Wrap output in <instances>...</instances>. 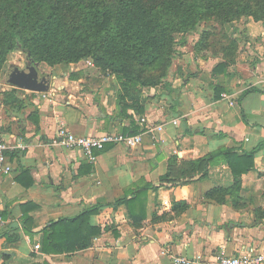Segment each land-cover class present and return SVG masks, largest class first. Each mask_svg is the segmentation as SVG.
<instances>
[{"label": "crops", "instance_id": "crops-1", "mask_svg": "<svg viewBox=\"0 0 264 264\" xmlns=\"http://www.w3.org/2000/svg\"><path fill=\"white\" fill-rule=\"evenodd\" d=\"M247 24L244 52L256 57L252 62L227 73H212L213 65L204 62L173 66L168 82L142 88L139 103L117 100L118 80L86 77L84 61L47 65L50 82L43 91H54L48 97L1 78L0 129L12 169L0 174V264H171L177 253L215 264L219 254L264 256V17ZM12 88L17 92L6 96ZM60 122L77 135L136 128L141 142L107 144L90 161L80 149L56 142ZM229 147H257L253 167L238 183L219 157L204 177L161 183L171 155L181 163ZM145 185L154 187L134 200L136 217L125 203H114ZM218 187L229 189L218 194L222 201L205 195ZM93 205L97 212L81 226L83 232L87 225L99 227L89 245L41 249L48 222ZM14 232L18 239L7 242L5 234Z\"/></svg>", "mask_w": 264, "mask_h": 264}, {"label": "trees", "instance_id": "trees-1", "mask_svg": "<svg viewBox=\"0 0 264 264\" xmlns=\"http://www.w3.org/2000/svg\"><path fill=\"white\" fill-rule=\"evenodd\" d=\"M242 15H252L256 21L263 19L264 0H0V70L8 53L16 49L22 50L30 61H43L50 66L89 58L100 69L115 73L119 102L126 103L128 98L139 103L142 88L157 85L166 74L173 55L170 50L174 33L192 30L211 16L229 21ZM133 64L157 65L163 72L156 77L143 76ZM49 82L50 73L38 69L32 81L35 91L47 90ZM17 90L4 93L9 96ZM140 108L139 113L143 110ZM256 148L239 152L237 147H229L181 163H177L176 155H171L160 181L174 186L204 177L210 163L219 157L228 164L238 183L240 175L253 167ZM148 187L154 186H142L131 191L130 198H117L114 203H125L130 215L136 217L132 204ZM228 191L211 188L205 195H216L222 201L224 196L218 194ZM98 206L48 222L43 228L41 249L58 252L89 245V238L99 232V227L87 225L83 232L81 226L97 212ZM5 235L7 242L19 237L15 232Z\"/></svg>", "mask_w": 264, "mask_h": 264}, {"label": "rangeland", "instance_id": "rangeland-1", "mask_svg": "<svg viewBox=\"0 0 264 264\" xmlns=\"http://www.w3.org/2000/svg\"><path fill=\"white\" fill-rule=\"evenodd\" d=\"M252 20H254L252 15H242L238 18H231L229 21L221 20L217 16H211L207 20L200 21L192 30L174 33V40L171 43L172 49L170 50L171 55L173 54L170 65L161 82L157 85L168 82L167 79L173 76V66L176 65H178V67L186 65L199 67V64L204 62L205 64L213 65L212 73H227L234 71L239 63L252 62L256 57L244 52V43L248 38V35H245L248 27L247 22ZM252 46L255 45L252 43ZM253 49H255V47H253ZM247 54L248 58H243V56L245 57ZM87 60L91 61L89 58L79 60L84 61L81 68H84L86 77H108L112 80H117L114 72L109 69H100L95 66L94 63L93 65L88 64L85 62ZM34 65L37 69L45 72L48 67V64L43 61H30L22 50H13L6 56L5 63L2 70H0V79L5 78L11 68H18L21 70ZM56 65L62 68H64L65 65L69 66V64ZM132 66L135 71L143 76L156 77L163 72L162 68L159 69L157 65L142 67L133 64ZM216 66H218V69H215ZM61 70L62 69H59L58 72ZM188 73L189 72H186V74Z\"/></svg>", "mask_w": 264, "mask_h": 264}, {"label": "built area", "instance_id": "built-area-1", "mask_svg": "<svg viewBox=\"0 0 264 264\" xmlns=\"http://www.w3.org/2000/svg\"><path fill=\"white\" fill-rule=\"evenodd\" d=\"M88 64L93 65L90 60L85 61ZM54 94L53 90L41 91L43 97L52 96ZM222 98L227 99V101L232 104L233 101L227 93H222ZM142 119V118H141ZM143 120V119H142ZM173 124L177 123V119H172ZM162 125H156L154 129L160 130ZM56 142L68 147L76 148L83 151L90 161H95L97 154L96 151L103 150L107 144H123L127 147H135L141 142L140 133L131 132H120L111 131L104 132L98 135H77L71 132L63 122L59 123L57 129ZM8 149V144L4 139V134L0 129V174L8 173L11 171L12 167L6 159V150ZM2 222V215L0 212V223ZM35 248L39 247V244L34 245ZM201 259L199 254L195 256L183 255L180 253L171 255V264H198ZM264 256L262 254H254L251 252H240L238 255H225L219 254L216 256L215 264H260L263 262Z\"/></svg>", "mask_w": 264, "mask_h": 264}, {"label": "water", "instance_id": "water-1", "mask_svg": "<svg viewBox=\"0 0 264 264\" xmlns=\"http://www.w3.org/2000/svg\"><path fill=\"white\" fill-rule=\"evenodd\" d=\"M37 70L35 65L21 70L18 68H11L7 77L10 79L9 81L13 86L35 90L36 87L32 81L37 74Z\"/></svg>", "mask_w": 264, "mask_h": 264}]
</instances>
